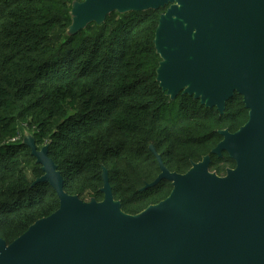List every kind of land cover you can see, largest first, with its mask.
Wrapping results in <instances>:
<instances>
[{"label": "trees", "instance_id": "trees-1", "mask_svg": "<svg viewBox=\"0 0 264 264\" xmlns=\"http://www.w3.org/2000/svg\"><path fill=\"white\" fill-rule=\"evenodd\" d=\"M74 0H0V239L7 245L55 212L58 198L24 135L48 145L64 191L101 201L102 168L121 210L137 214L164 200L168 181L140 191L164 166L179 174L209 155L224 175L235 163L211 150L248 119L236 93L223 114L192 96L171 100L156 82L154 34L164 9L109 14L68 35Z\"/></svg>", "mask_w": 264, "mask_h": 264}, {"label": "water", "instance_id": "water-1", "mask_svg": "<svg viewBox=\"0 0 264 264\" xmlns=\"http://www.w3.org/2000/svg\"><path fill=\"white\" fill-rule=\"evenodd\" d=\"M164 9L154 34L156 82L171 100L192 96L223 114L236 93L248 111L237 131H219L211 155L234 161L224 176L210 156L183 174L170 172L152 145L160 173L140 189L172 185L162 201L130 215L121 210L102 168L103 199L64 191L63 177L33 137L23 143L59 206L7 245L0 264H264V0H74L68 35L101 25L114 12Z\"/></svg>", "mask_w": 264, "mask_h": 264}, {"label": "flooded vegetation", "instance_id": "flooded-vegetation-1", "mask_svg": "<svg viewBox=\"0 0 264 264\" xmlns=\"http://www.w3.org/2000/svg\"><path fill=\"white\" fill-rule=\"evenodd\" d=\"M210 166V165H209ZM234 168V167H233ZM233 168H228V169H233ZM226 173V172H225ZM225 175V174H224ZM224 175H220V176H224Z\"/></svg>", "mask_w": 264, "mask_h": 264}]
</instances>
